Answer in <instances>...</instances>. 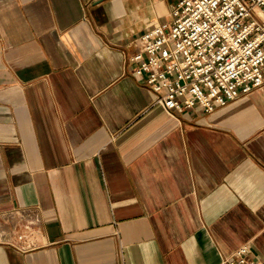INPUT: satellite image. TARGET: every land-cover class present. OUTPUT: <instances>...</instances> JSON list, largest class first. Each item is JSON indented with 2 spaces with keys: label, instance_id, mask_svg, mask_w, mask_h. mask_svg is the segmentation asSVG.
I'll list each match as a JSON object with an SVG mask.
<instances>
[{
  "label": "crops",
  "instance_id": "crops-1",
  "mask_svg": "<svg viewBox=\"0 0 264 264\" xmlns=\"http://www.w3.org/2000/svg\"><path fill=\"white\" fill-rule=\"evenodd\" d=\"M174 0H0V214L41 246L0 264L264 261V86L171 116L132 42Z\"/></svg>",
  "mask_w": 264,
  "mask_h": 264
},
{
  "label": "built area",
  "instance_id": "built-area-1",
  "mask_svg": "<svg viewBox=\"0 0 264 264\" xmlns=\"http://www.w3.org/2000/svg\"><path fill=\"white\" fill-rule=\"evenodd\" d=\"M171 21H155L133 42L135 76L173 117L212 113L264 86V0H174ZM34 208L0 214V243L40 247ZM245 245L219 264H264Z\"/></svg>",
  "mask_w": 264,
  "mask_h": 264
}]
</instances>
